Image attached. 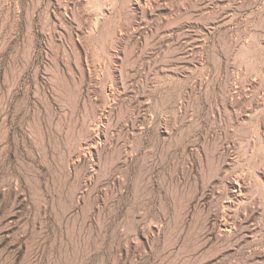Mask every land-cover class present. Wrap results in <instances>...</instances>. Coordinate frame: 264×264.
Segmentation results:
<instances>
[{
  "label": "rangeland",
  "instance_id": "obj_1",
  "mask_svg": "<svg viewBox=\"0 0 264 264\" xmlns=\"http://www.w3.org/2000/svg\"><path fill=\"white\" fill-rule=\"evenodd\" d=\"M0 264H264V0H0Z\"/></svg>",
  "mask_w": 264,
  "mask_h": 264
}]
</instances>
